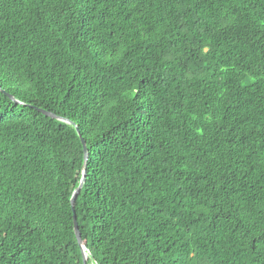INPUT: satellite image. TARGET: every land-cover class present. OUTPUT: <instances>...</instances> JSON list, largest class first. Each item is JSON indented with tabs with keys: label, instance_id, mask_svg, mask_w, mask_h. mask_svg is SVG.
<instances>
[{
	"label": "trees",
	"instance_id": "obj_1",
	"mask_svg": "<svg viewBox=\"0 0 264 264\" xmlns=\"http://www.w3.org/2000/svg\"><path fill=\"white\" fill-rule=\"evenodd\" d=\"M84 172L87 264H264V0H0V264H84Z\"/></svg>",
	"mask_w": 264,
	"mask_h": 264
},
{
	"label": "water",
	"instance_id": "obj_2",
	"mask_svg": "<svg viewBox=\"0 0 264 264\" xmlns=\"http://www.w3.org/2000/svg\"><path fill=\"white\" fill-rule=\"evenodd\" d=\"M40 110L43 111L46 115L55 117L54 114H52V113H50L48 111H44L42 109H40ZM82 142H83V145H84L86 159H88V149H87L86 140L84 138H82ZM85 180H86V172H84V177L82 179V182H81L80 186L75 191V193H74V195L72 197V205H73V210H74V225H75L76 236H77L78 242H79V244L81 245V248H82L84 264H87L88 250H87V246L84 243L83 238H82V234H81L80 227H79V221H78V218H77V213H76V210H75L76 200H77V197H78V195H79V193H80V191H81V189H82V187L84 185Z\"/></svg>",
	"mask_w": 264,
	"mask_h": 264
}]
</instances>
